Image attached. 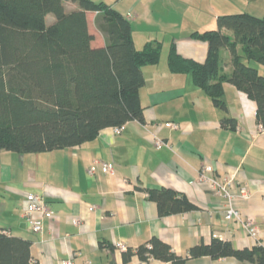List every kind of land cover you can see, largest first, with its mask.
I'll list each match as a JSON object with an SVG mask.
<instances>
[{"label": "crops", "instance_id": "1", "mask_svg": "<svg viewBox=\"0 0 264 264\" xmlns=\"http://www.w3.org/2000/svg\"><path fill=\"white\" fill-rule=\"evenodd\" d=\"M101 1L130 20L136 48L160 41L162 35L168 50L174 43L180 54L197 61L205 59L207 42L192 38L191 32L215 28L217 16L236 12L233 10L264 12V0ZM68 3L69 9L77 8L75 2ZM95 15L94 11L86 12L93 35L91 45L99 47L105 38L96 27ZM47 19L51 21V15ZM222 51L226 55L224 70H231L228 49ZM166 52L161 49L157 64L142 67L145 83L139 95L143 123L128 121L119 133L112 126L105 127L93 140L80 145L27 156L32 160L18 170L25 175L22 183L26 190L12 187L11 206L8 185L5 190L0 188V227L29 239L31 256L38 264H61L67 259L71 264H172L154 258L142 260L137 254L124 260V250L115 246L121 242L135 249L153 236L183 256L192 245L207 244L212 237L228 240L236 248L264 244V130L256 119L255 101L224 83L227 115L234 117L237 125L235 130L222 125L223 111L192 82L189 73L169 71ZM167 121L176 122L178 128L165 126ZM154 136L168 146L156 147ZM4 155L11 156L1 150L0 158ZM97 159L111 162L114 174L99 169L89 174L88 167ZM203 166H210L219 177L232 175L247 186L249 198H234L233 204L243 216L255 219L259 230L256 240L236 221L224 219L221 198L197 180ZM7 172L10 177L11 170ZM159 187L184 194L197 208L159 215L147 192V188ZM230 191L235 193V188ZM28 192L44 196L53 211L51 217L43 218V229L38 233L30 230L22 215ZM182 264L254 263L233 256H199Z\"/></svg>", "mask_w": 264, "mask_h": 264}, {"label": "trees", "instance_id": "2", "mask_svg": "<svg viewBox=\"0 0 264 264\" xmlns=\"http://www.w3.org/2000/svg\"><path fill=\"white\" fill-rule=\"evenodd\" d=\"M72 1L77 8L69 9ZM96 12V27L105 44L91 45L86 12ZM48 15L54 18L49 21ZM207 42L203 61L180 54L174 43L167 53L172 73H189L213 105L223 111L220 123L232 130L237 120L227 115L224 83L256 103V119L264 130V14H220L216 27L193 31ZM227 48L230 72L220 65ZM162 44L148 41L136 48L130 20L101 0H0V151L41 153L93 140L105 127L144 122L139 91L145 83L142 67L157 64ZM250 61L255 64H250ZM159 215L197 208L184 194L168 187L147 188ZM31 241L0 227V264H28ZM124 260L137 254L182 264L189 258L233 256L241 262L264 264V244L236 248L212 237L178 255L153 236Z\"/></svg>", "mask_w": 264, "mask_h": 264}, {"label": "built area", "instance_id": "3", "mask_svg": "<svg viewBox=\"0 0 264 264\" xmlns=\"http://www.w3.org/2000/svg\"><path fill=\"white\" fill-rule=\"evenodd\" d=\"M165 126L172 129L178 128V124L173 121L164 122ZM261 127V126H260ZM123 125L113 127V131L119 133ZM153 143L156 147L163 145L168 146V143L157 136H154ZM99 169L102 173L114 174V166L111 162L103 160H93L92 164L88 167V173L94 174ZM197 180L208 185L209 190L219 196L223 201V217L226 221L234 220L243 229L245 234L251 239L256 240L258 236V226L255 219L252 216H243L239 209L234 206V198H249L250 192L245 184H242L235 180L234 176L219 177L217 176L210 166H203L198 173ZM235 188V193L230 191V188ZM25 207L23 208L22 215L29 222L31 230L35 233L41 232L43 229V218H49L52 216L53 211L46 202L44 196L28 192L25 195ZM79 223V222H78ZM117 249L126 250L127 247L118 242L115 244ZM72 260H62L61 264H71ZM28 264H38L37 260L30 258Z\"/></svg>", "mask_w": 264, "mask_h": 264}, {"label": "rangeland", "instance_id": "4", "mask_svg": "<svg viewBox=\"0 0 264 264\" xmlns=\"http://www.w3.org/2000/svg\"><path fill=\"white\" fill-rule=\"evenodd\" d=\"M67 6L69 7L70 4L68 3ZM233 11H236V12H233V13H238V12H242V11H246V12L250 11L249 13H251L253 15H256V16H262L264 14V12H261L260 10L253 9V8H243L241 10H233ZM51 17L54 18L53 15H51ZM89 18H91V20L93 19V17H91V16H89ZM94 20H95V23H96V18H94ZM94 32L99 34V32L96 29L94 30ZM162 37L163 36L160 35L158 40H160L162 42L161 43L162 44V50H163V53H164V52H166L168 50V45L169 44H168V42L166 40H162L163 39ZM223 52L224 51H222V48H221L220 49V65H221L222 69L224 68V65H225L224 63L226 61V55ZM161 62L162 61H160V64H161ZM250 64L253 65V64H255V62L250 61ZM261 68H262V70H260V72L264 74V66H262ZM225 71L229 72L230 70L226 69ZM6 153H10L11 156L8 157V156L4 155L3 157L0 158V167H1L0 173L2 172V174L0 176V188L1 189L3 188L5 190V186L8 185L9 188H7L6 190H7L8 194H9L8 195L9 196L8 204H9V203L12 202V197H13L12 187H20V188L26 190V187L23 186V183H22V181L25 179V175L23 174V176H21L20 173H18V170L20 171V169H22L24 166H26L27 161H29V163H30V161L32 159L30 157H27V156H34L35 153L20 154V153L13 152V151H6ZM8 169H10L11 172H12L10 177L8 176V174H9L7 172ZM15 180L21 181V182L16 183ZM0 193H3V192H0ZM28 226H29V228L31 230L30 224H28Z\"/></svg>", "mask_w": 264, "mask_h": 264}]
</instances>
